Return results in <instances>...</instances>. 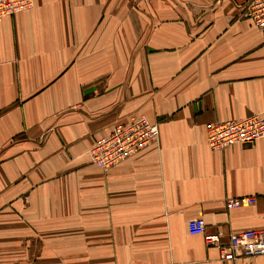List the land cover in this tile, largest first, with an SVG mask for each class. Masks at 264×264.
<instances>
[{"label":"crops","instance_id":"0c3cea01","mask_svg":"<svg viewBox=\"0 0 264 264\" xmlns=\"http://www.w3.org/2000/svg\"><path fill=\"white\" fill-rule=\"evenodd\" d=\"M245 4L34 0L0 18V264H264L222 260L187 227L203 218L222 242L264 228V137L206 143L208 122L264 114V29ZM140 115L156 142L91 162Z\"/></svg>","mask_w":264,"mask_h":264},{"label":"built area","instance_id":"2783aa9c","mask_svg":"<svg viewBox=\"0 0 264 264\" xmlns=\"http://www.w3.org/2000/svg\"><path fill=\"white\" fill-rule=\"evenodd\" d=\"M34 0H0V18L29 9ZM244 12L259 29H264V0H246ZM206 143L213 150H223L233 144H251L264 137V114L225 120L206 124ZM159 135L157 123L145 116H131L116 121L109 134L95 140L89 149L91 162L103 169H109L123 162L149 144L156 142ZM251 196H233L225 199L227 209L253 204ZM203 218L188 221L190 232L202 233L207 244L219 248L220 259L234 260L250 256H264V228L229 232L227 240L222 230L205 232Z\"/></svg>","mask_w":264,"mask_h":264}]
</instances>
